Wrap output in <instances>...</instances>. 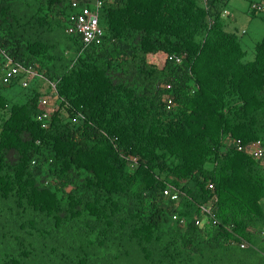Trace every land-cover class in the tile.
Instances as JSON below:
<instances>
[{
  "label": "trees",
  "instance_id": "16d2710c",
  "mask_svg": "<svg viewBox=\"0 0 264 264\" xmlns=\"http://www.w3.org/2000/svg\"><path fill=\"white\" fill-rule=\"evenodd\" d=\"M209 2L210 13L200 0H115L102 18L103 44L85 52L82 41L65 37L72 42L69 52L52 53L31 33L47 24L60 28L56 14L69 13V0H0L3 46L19 61L39 64L78 109L86 107L88 116L115 113V95L120 104L140 109L142 93L151 110L146 126L126 143L148 159L138 175L128 173L103 137L82 150L71 173L66 151L46 147L33 158L35 167L31 161L19 165L8 156L18 147L14 130L25 124L32 134L37 131L32 105L40 90L0 81V264H99L100 259V264H128L129 253L136 264H224L229 248L219 231L194 224L199 205L214 194L226 210L223 220L235 219L240 233L247 226L264 228V169L235 151L217 166L210 148L212 131L220 128L246 140L264 135V38L249 59L223 30L221 11L230 0ZM208 15L216 29H210ZM159 50L188 54L181 65L168 62L156 77L147 72L144 53ZM89 53L96 56L88 59ZM161 80L171 89H159ZM166 94L175 99L172 111L164 108ZM111 124L105 118L102 126ZM60 127L56 122L55 129ZM43 176L47 185L39 182ZM93 177L96 196L104 197V215L93 198L78 201L80 188ZM209 179L216 185L212 195ZM169 183L185 194L177 208L163 195ZM241 208L248 220L240 219ZM174 213L187 219L184 229L173 222ZM255 243L260 250L251 249L252 259L264 253V241Z\"/></svg>",
  "mask_w": 264,
  "mask_h": 264
},
{
  "label": "clouds",
  "instance_id": "9594fccd",
  "mask_svg": "<svg viewBox=\"0 0 264 264\" xmlns=\"http://www.w3.org/2000/svg\"><path fill=\"white\" fill-rule=\"evenodd\" d=\"M200 1L202 8L207 13L213 10L209 0ZM247 1L250 15L256 16L264 14V0ZM112 3H115V0H69V13L66 16L59 12L56 14V18L60 20L62 26L58 28L48 24L44 25L42 26L43 28L34 30L33 33H31L32 39L35 42L42 43L40 48H43V43H45L47 49L53 53L60 48L63 49V52L64 49L65 52H69L68 50L72 42L66 41L65 37H76L80 42L82 41V51L86 52L94 46L103 44L107 28L103 24L102 18L105 13L106 5ZM233 5L236 4L233 3V0H230L221 11V18L224 22L223 30L230 33L233 38L239 42L238 46L240 49L247 52L249 59H254L255 48L250 52L244 47L240 39H238V36L244 35L245 30H236L234 26L236 19L231 22V18H234L235 10L233 9ZM207 19L210 29H216L215 19H213L211 15H208ZM262 22H264V19H262ZM4 40L6 39L0 36V81L2 84L9 86L18 81L25 89L35 84L40 90V97L36 105H32V120L38 124L37 131L32 134L25 124L24 128H17L14 130L19 136L18 147L10 150L11 153H8L9 159L12 162L21 165L28 164L31 161V167H35L36 160L33 158L36 154H43L42 150L45 147L50 150H65L67 153L68 172L71 173L78 164L82 150L86 147L92 148L93 141L97 137H103L119 152L131 176L138 175L143 170V167H146L148 159L136 153L133 146L126 145L128 138H134L136 130L143 128L148 122V112L151 110L148 108L142 93L140 94L142 96L140 109L120 104L116 101L115 95L113 102L115 113L106 112L92 116V112L90 111L88 116L86 107L85 110L82 111L76 107V104H73V99L64 97L60 94L58 82L50 80L46 74L42 73L39 70V64L35 62L25 63L16 59L9 51V48L3 46V44H5ZM187 54L188 53H169L163 50L157 52L147 51L144 53L146 63L150 66L147 72H154L157 77L159 76V72L165 70L168 62L181 65ZM89 55L92 56L88 59L96 56L91 53H89ZM125 82L132 87L128 81ZM171 86V83L168 81L161 80L157 83L159 89L170 90ZM163 100L165 110L172 111L176 105L174 97L170 94H166ZM6 118H9V114ZM105 118L112 123L108 128L102 126ZM56 122L60 124V129H55ZM212 133L211 138L214 137V141L212 145H210L213 153L211 159L214 161L215 165L219 166L221 159L227 158L235 151L251 157L264 169V135H262V138L246 140V138L240 136V134L234 133L233 129L229 128H220L219 130L212 131ZM132 141L133 145H135L136 140ZM137 142H139V140ZM50 159L51 163H53L52 157H50ZM48 165H50V162H48ZM94 177L80 188L78 192V201L93 198L96 207H101L100 211L104 215L103 207H106L104 197L96 196L94 192ZM44 179L43 176L39 182H44V184L47 185L48 181H44ZM53 183L54 185H58V177L55 174ZM164 185V197L166 200L173 202L177 208L181 196L185 194L174 184L169 183ZM68 186L70 192L75 190L74 186ZM206 188L212 192L209 193L212 195L216 190L214 181L209 179ZM236 211L240 212V219L248 220L249 215L243 208ZM225 212L226 210L219 206L218 195L214 194L209 200L199 205V214L194 217V224L200 229L216 228V230L219 231L218 237L220 242L229 248L224 264H262L264 253H262V257H255L254 259L248 255L251 249L260 250L255 240L258 239L260 242L264 241V228L255 227L253 225L247 226L245 228V233L242 234L238 231L235 219L229 221L223 220L222 217ZM172 218L173 222H178V225L183 229L188 225L187 219L181 217L178 213H174ZM85 229L86 228H84V230ZM92 240L91 238L89 242H80V244H88ZM129 257L130 263L128 264H136V256L129 253Z\"/></svg>",
  "mask_w": 264,
  "mask_h": 264
},
{
  "label": "rangeland",
  "instance_id": "374dc122",
  "mask_svg": "<svg viewBox=\"0 0 264 264\" xmlns=\"http://www.w3.org/2000/svg\"><path fill=\"white\" fill-rule=\"evenodd\" d=\"M234 18L236 19L234 26L238 31H244L243 36H238L244 47L250 52L255 48V44L264 38V14L252 16L249 14V6L247 0H233Z\"/></svg>",
  "mask_w": 264,
  "mask_h": 264
},
{
  "label": "bare ground",
  "instance_id": "6f19581e",
  "mask_svg": "<svg viewBox=\"0 0 264 264\" xmlns=\"http://www.w3.org/2000/svg\"><path fill=\"white\" fill-rule=\"evenodd\" d=\"M14 109V108H13ZM22 228H23V226H22Z\"/></svg>",
  "mask_w": 264,
  "mask_h": 264
}]
</instances>
